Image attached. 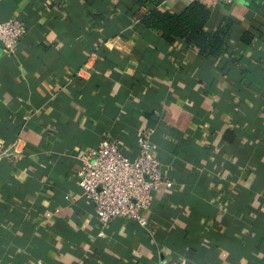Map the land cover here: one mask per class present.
Instances as JSON below:
<instances>
[{
	"label": "crops",
	"instance_id": "0c3cea01",
	"mask_svg": "<svg viewBox=\"0 0 264 264\" xmlns=\"http://www.w3.org/2000/svg\"><path fill=\"white\" fill-rule=\"evenodd\" d=\"M193 0H160L179 13ZM223 49L168 43L139 0H0L26 32L0 44V264H264V0H198ZM150 142L172 188L147 224L103 234L78 153L104 136L127 157Z\"/></svg>",
	"mask_w": 264,
	"mask_h": 264
},
{
	"label": "built area",
	"instance_id": "2783aa9c",
	"mask_svg": "<svg viewBox=\"0 0 264 264\" xmlns=\"http://www.w3.org/2000/svg\"><path fill=\"white\" fill-rule=\"evenodd\" d=\"M25 32L26 26L17 18L0 20L3 51L15 52ZM151 133V129H146L137 136V153L132 158L125 156L117 142L107 136L96 146L78 153V186L82 195L94 204L95 216L101 226L99 236L113 218L132 219L145 226L152 193L161 185L172 188L173 182L163 175L160 161L153 154ZM19 143V139L9 145L0 143V160L18 154ZM165 263L164 259L160 262Z\"/></svg>",
	"mask_w": 264,
	"mask_h": 264
},
{
	"label": "trees",
	"instance_id": "16d2710c",
	"mask_svg": "<svg viewBox=\"0 0 264 264\" xmlns=\"http://www.w3.org/2000/svg\"><path fill=\"white\" fill-rule=\"evenodd\" d=\"M139 2L150 5V9L140 16V23L146 28L159 31L168 43L180 40L187 45L195 46L200 53H216L223 49L230 22L227 20L215 29H207L210 11L198 0L190 2L179 13L162 9L159 6L160 0Z\"/></svg>",
	"mask_w": 264,
	"mask_h": 264
}]
</instances>
